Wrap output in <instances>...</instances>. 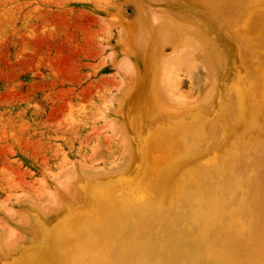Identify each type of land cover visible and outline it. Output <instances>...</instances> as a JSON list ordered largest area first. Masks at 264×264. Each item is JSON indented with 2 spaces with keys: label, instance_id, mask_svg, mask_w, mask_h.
Instances as JSON below:
<instances>
[{
  "label": "bare ground",
  "instance_id": "obj_1",
  "mask_svg": "<svg viewBox=\"0 0 264 264\" xmlns=\"http://www.w3.org/2000/svg\"><path fill=\"white\" fill-rule=\"evenodd\" d=\"M151 1L124 0L133 5L131 21L118 8L127 20L117 24L119 39L142 55L145 78L138 86L147 90L131 112L128 75L116 100L112 123L126 159L57 180L58 207L52 202L53 213L39 211L47 220L25 208L22 222L33 226L27 239L24 224L13 241L0 232V264H264V0ZM239 17L237 26L232 21ZM197 65L207 73L203 94L183 99L175 74ZM220 76L228 80L221 88L234 86L226 97L241 101L225 98L222 107ZM70 209L78 211L65 217Z\"/></svg>",
  "mask_w": 264,
  "mask_h": 264
},
{
  "label": "rangeland",
  "instance_id": "obj_2",
  "mask_svg": "<svg viewBox=\"0 0 264 264\" xmlns=\"http://www.w3.org/2000/svg\"><path fill=\"white\" fill-rule=\"evenodd\" d=\"M123 1L0 0V232L5 231L6 240L13 236L20 238L23 232L19 231L24 226L19 227L20 229L17 226L25 223V215H29V210L35 208L43 220L48 219L49 214H44L50 210L53 213L52 209L57 206L56 200V206L52 205L53 199H56L55 186L57 180L64 175L77 169L88 172L103 170L127 157L124 143L119 141V145L115 137L119 128L112 123L116 118V100L121 98L124 83L132 79L130 77H133V84L128 89L129 101L126 103L131 112L137 110L139 97L145 95L147 90H144V86H138L145 78L142 55L135 45L123 43L119 39V20L135 19L133 5L123 4ZM145 1L154 4L151 0ZM119 7H125L124 16L127 20L120 15ZM181 12L182 10L176 15L182 16ZM184 12L188 14L185 9ZM241 13L247 15L243 7ZM192 14L198 15L200 11L194 10ZM97 18L100 20L97 21ZM154 18L152 17L153 22L156 19ZM241 18L232 22L238 26ZM221 19L225 20L224 17ZM99 21L102 25H97ZM232 24L234 23L227 27H232ZM103 26L105 29L101 28ZM168 53L166 50V54ZM124 60L129 63L126 64L128 69ZM130 66L136 71L137 78L140 77L138 81L135 75L132 76ZM241 72L243 74L244 70ZM241 72L238 71V74ZM126 73L129 78L125 76ZM206 77L207 73L201 65L193 66L187 72L178 70L175 78L181 97L192 100L201 96ZM220 78L221 88L228 80L221 76ZM100 81L102 85L99 87L97 84H101ZM119 81L122 82L121 85ZM114 82L119 83L118 87L116 83V86L113 85ZM246 82H237L236 88L244 89L248 84ZM92 85L96 86V91ZM84 86H88L86 91L80 89L85 88ZM233 87L225 85L220 89V94L221 91L223 93ZM79 90L84 93V102ZM89 90L92 94L89 92L87 95ZM134 93L138 94L136 99ZM226 96L223 93L222 107H225L228 100H242L235 94L232 100ZM109 98H113L114 102ZM128 102L132 104L129 105ZM81 113L82 116L79 115ZM211 116L209 121L212 120ZM111 133H114L113 137ZM78 195L81 196L78 201L83 202L85 196L82 193ZM62 203L67 204L65 199ZM25 208L28 211H24ZM39 211L45 213L40 215ZM77 211L70 209L64 213L65 217L67 214L68 218L72 217V212ZM30 223L27 224L28 227L24 224V233L29 234L32 231L33 226ZM25 234L27 239L29 235Z\"/></svg>",
  "mask_w": 264,
  "mask_h": 264
}]
</instances>
